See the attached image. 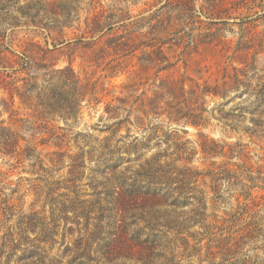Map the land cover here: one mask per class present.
<instances>
[{
	"label": "trees",
	"instance_id": "trees-1",
	"mask_svg": "<svg viewBox=\"0 0 264 264\" xmlns=\"http://www.w3.org/2000/svg\"><path fill=\"white\" fill-rule=\"evenodd\" d=\"M20 1L0 0V90L9 94L2 103L16 114L18 98L30 111L17 118L21 128L49 136L27 139L0 123V154L35 158L40 173L30 186L35 202L28 212L18 209L17 230L7 226L16 205L1 199L0 264H264V155L254 160L243 142L264 150V67L256 65L264 55V0H153V12L130 24L115 6L90 14L84 34L93 41L108 35L101 50L117 59L104 70L117 78L137 58L139 70L154 76L142 91L132 77L106 86L71 63L57 67L52 53L77 9ZM5 25L43 29L58 43L52 50L37 44L40 56L17 52ZM83 37L76 43L96 45ZM168 49L184 57L205 51L225 65L214 75L200 64L194 75L184 58V74L163 76L179 62ZM101 103L96 135L51 124ZM216 126L225 138L205 132ZM188 127L197 139L187 137ZM50 139L57 149L44 156L39 148Z\"/></svg>",
	"mask_w": 264,
	"mask_h": 264
},
{
	"label": "rangeland",
	"instance_id": "rangeland-1",
	"mask_svg": "<svg viewBox=\"0 0 264 264\" xmlns=\"http://www.w3.org/2000/svg\"><path fill=\"white\" fill-rule=\"evenodd\" d=\"M28 0H21L20 4L26 3ZM153 0H57V10L65 11L74 7L77 9V18L75 17L72 22L73 26L71 28L66 29L68 32L67 37L63 43L58 44L57 49L52 53L53 62H57V67H64L71 63L74 68L80 73L82 76H92L94 79L101 78V80L105 81L106 86H111L114 83H121L128 77H132V79L137 83L136 87H140V91L145 88H148L149 84L154 80V76L149 74L148 72L140 71L139 69V61L137 58H129L123 64L120 70H123L121 75L117 78H112L109 76L108 71L104 70L110 64H116V60L114 59L115 55L101 50L103 46H106L108 35H105L103 39L100 41L92 40L91 34H84L85 31V21L86 18L90 14H94L96 11L104 9L111 10L113 6L116 9H121V13L128 14L129 19L125 21L126 24H130L137 19L148 15L150 12H153V7H151V2ZM114 9V8H113ZM150 9H152L150 11ZM155 9V8H154ZM239 12H234V16H238ZM15 14H17L15 12ZM62 19V18H61ZM238 20V19H237ZM232 21V20H231ZM8 29L7 41L12 47V49L17 52L24 51L28 49L30 51L36 52L37 55H41L42 52L36 46L37 44L44 49H54L55 43H58V40H54L52 37L47 36V31L40 30L35 27H27V26H17L9 28V26L5 25ZM142 31L146 30V26H141ZM264 25H260L259 29H263ZM235 30H238V26H235ZM228 39L233 38L234 40L237 38L238 34H232L230 32H224ZM83 37V42L93 43L96 42V45H87L83 47L82 44L76 43V40ZM100 39V38H99ZM63 41V40H62ZM176 49V48H175ZM179 51H174L168 49L169 55L173 60H179L177 65L170 70H167L162 73L163 76H174L179 77L186 72L184 58H187L189 63L188 71L192 74L196 75V69L201 64H208L210 66V72L214 75L220 72V69L225 65L224 59L219 56H208V59L205 58L206 52L202 51L201 53H192L190 55L179 54ZM139 54V52H138ZM256 65L259 68L264 67V55L257 56ZM108 73V74H107ZM107 77H104L106 76ZM5 98L9 101V94L5 90H0V123L4 121L6 126H14L19 129V132L22 136L27 139L31 138V134L35 132V130H28L26 127L21 128L22 121H18L17 118L26 117L30 115V111L24 109L19 102V99L16 98L14 109L18 110V113L12 112L10 109H6L2 103V99ZM109 97H106V100ZM104 109V103L91 107L89 105H85L83 107V112L79 118L69 119L65 121L61 118L54 117V121H51L52 125L56 127L62 126L65 130L76 131V132H90L93 134H97V128H100L102 122L100 121V115L102 114ZM105 123L109 121L107 119H103ZM205 132L209 133L210 136L215 138H225V134L222 132L219 126L215 128L206 129ZM37 137H48V133H43L40 135L38 132H35ZM187 137L190 139H197V129L194 127H188ZM71 140V144H73V139ZM237 136L234 134L232 138H228V140H236ZM56 140L50 139L48 141V145H42L39 149L43 150V154L48 151H53L57 149V147L53 144ZM244 143L250 144L251 155H253L254 160H258V156L264 155V150L260 149V147L255 146V144L251 143L247 137L243 138ZM24 145V143H22ZM64 147L63 149H66ZM77 148L74 145L71 147L70 153H76ZM47 162V161H45ZM35 163V158H9L7 156H3L0 154V164L2 166V170L6 173V175L0 176L4 179V183L1 189L4 194L0 192V202L2 198L9 199V201L13 202L16 206L14 211V216L11 217L10 221L7 223V226H13L15 230H17V222L19 221V207H23V210L28 212L29 207L32 203L35 202V195L33 191H31V185L35 183L37 177H40V173L36 170L38 167L34 168L33 164ZM65 163H70V159L68 157L65 158ZM196 165L201 164V160H196ZM67 168L62 172L66 173ZM18 183L21 184V190H17L14 192V189L17 188ZM22 197L21 200L18 197ZM228 204L226 207H230L231 200H227ZM223 209V208H222ZM222 209H220V213H222ZM4 261V260H3ZM219 261V260H217ZM193 264H209L205 260H196L194 258L191 260Z\"/></svg>",
	"mask_w": 264,
	"mask_h": 264
}]
</instances>
